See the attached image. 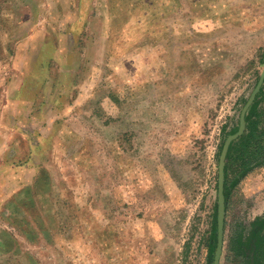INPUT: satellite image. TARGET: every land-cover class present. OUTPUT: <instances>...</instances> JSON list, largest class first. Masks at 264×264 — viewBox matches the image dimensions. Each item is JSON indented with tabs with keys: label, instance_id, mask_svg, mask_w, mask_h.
I'll return each mask as SVG.
<instances>
[{
	"label": "rangeland",
	"instance_id": "374dc122",
	"mask_svg": "<svg viewBox=\"0 0 264 264\" xmlns=\"http://www.w3.org/2000/svg\"><path fill=\"white\" fill-rule=\"evenodd\" d=\"M95 2L79 54L52 57L56 9L0 0V264H211L221 152L258 86L264 127V0ZM263 213L260 165L230 194L221 264Z\"/></svg>",
	"mask_w": 264,
	"mask_h": 264
},
{
	"label": "trees",
	"instance_id": "16d2710c",
	"mask_svg": "<svg viewBox=\"0 0 264 264\" xmlns=\"http://www.w3.org/2000/svg\"><path fill=\"white\" fill-rule=\"evenodd\" d=\"M263 92L264 87L258 96ZM258 102L256 100L249 113L246 114L245 132L231 144L228 151V161L225 167L226 208L230 194L240 180L255 167L264 165V127L260 126V121L255 113ZM238 160H240V163H235ZM238 168L239 173L234 174V178H230V174ZM210 237L209 260L213 264L217 249V210L214 213V223ZM229 248L235 254L237 264H264V213L256 217L250 224L239 225L233 230L229 239Z\"/></svg>",
	"mask_w": 264,
	"mask_h": 264
},
{
	"label": "crops",
	"instance_id": "0c3cea01",
	"mask_svg": "<svg viewBox=\"0 0 264 264\" xmlns=\"http://www.w3.org/2000/svg\"><path fill=\"white\" fill-rule=\"evenodd\" d=\"M40 0V3H47L49 8H55L56 12L59 13L57 16L55 14L45 16V23L43 27V42H41V49L43 50L46 43L52 42L53 45V56L56 57L58 53L62 56H76L78 53L79 48V41L83 39V37L87 33V25L91 21L89 19V12H87L88 8L84 6V3H96L95 0ZM100 3H105V0H100ZM115 3V1L113 2ZM45 6V5H44ZM80 6H82L80 8ZM86 8L83 10V8ZM77 9V11L75 10ZM90 9V8H89ZM76 15H75V13ZM51 14V11H50ZM78 24H82L84 28L83 33L77 35L78 29L75 28ZM40 24H36L38 26ZM23 39L22 36L13 37V40ZM48 41V42H47ZM39 51L38 55L43 54V52ZM36 52V51H35ZM45 54V53H44ZM49 55V54H48ZM52 60V58H51ZM38 63V59H33L32 61L27 60V65L25 66L26 69V76L30 78L34 71V67ZM71 68V66H70ZM30 75V77H29ZM19 100L27 101L26 98H21ZM31 101V100H29ZM35 101V99H34ZM33 102V101H32ZM47 100L43 102V110L47 108ZM48 111V109H47ZM18 112V111H17ZM54 112V111H53ZM19 113V112H18ZM57 114V111H55ZM31 113H28L26 116L31 117ZM21 119H25L24 113L21 111L19 113ZM33 116V115H32Z\"/></svg>",
	"mask_w": 264,
	"mask_h": 264
},
{
	"label": "water",
	"instance_id": "95a60500",
	"mask_svg": "<svg viewBox=\"0 0 264 264\" xmlns=\"http://www.w3.org/2000/svg\"><path fill=\"white\" fill-rule=\"evenodd\" d=\"M264 74L262 75V80L260 84L263 82ZM260 86L257 87L255 93L253 94L252 98L248 101L246 107L243 110L240 122L239 131L234 134L230 135L223 147L220 157V165H219V193H218V209H217V249L214 256V263L213 264H221V258L223 254V250L226 243V197H225V167L227 163V155L229 148L233 141L238 139L246 130V112L251 104L255 94L259 91Z\"/></svg>",
	"mask_w": 264,
	"mask_h": 264
}]
</instances>
